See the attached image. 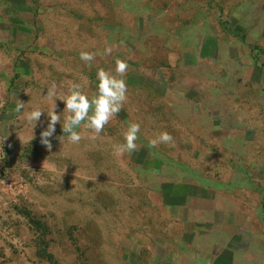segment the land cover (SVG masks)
Masks as SVG:
<instances>
[{
    "label": "rangeland",
    "instance_id": "obj_1",
    "mask_svg": "<svg viewBox=\"0 0 264 264\" xmlns=\"http://www.w3.org/2000/svg\"><path fill=\"white\" fill-rule=\"evenodd\" d=\"M117 59L123 110L79 145L57 124L49 151L47 113L67 114L48 88L91 97ZM0 94V264H264V0H0Z\"/></svg>",
    "mask_w": 264,
    "mask_h": 264
},
{
    "label": "clouds",
    "instance_id": "obj_2",
    "mask_svg": "<svg viewBox=\"0 0 264 264\" xmlns=\"http://www.w3.org/2000/svg\"><path fill=\"white\" fill-rule=\"evenodd\" d=\"M113 52V46H106L100 55L108 56ZM97 53L81 51L80 59L89 67L96 59ZM129 65L125 60L117 59L115 61L114 74L103 68L98 69L96 73L97 92L89 97L84 91L87 83L86 78L81 83L69 82L68 93L61 95L58 93L55 82L47 90V100L55 105L56 100L64 102L63 111L67 114L63 122L61 115L56 111L57 107H53L47 113V127L41 132V144L49 151L52 149L51 138L56 133L57 124L61 125L63 134H67V141L72 145H79L82 139L96 140L100 138V134L105 127L109 125L112 119L117 116L124 108L128 101V86L126 82V74ZM25 107L24 102H18L15 108L17 113ZM45 112L40 107H35L31 111H26L23 119L28 125L36 127L37 123ZM77 128L86 130L85 132L77 131ZM141 126L139 123L132 122L124 132V143L113 146L114 155L118 157L130 154L138 150L136 141L139 139ZM35 136L31 137L33 140ZM60 142H63V135L59 136ZM164 144L175 146L173 136L168 132H161L155 138L149 141V147H158Z\"/></svg>",
    "mask_w": 264,
    "mask_h": 264
},
{
    "label": "crops",
    "instance_id": "obj_3",
    "mask_svg": "<svg viewBox=\"0 0 264 264\" xmlns=\"http://www.w3.org/2000/svg\"><path fill=\"white\" fill-rule=\"evenodd\" d=\"M15 63H16V65H17V66L15 67L16 72H17L16 75H17L18 78H19V79H17V80L19 81V80H21L20 78L24 76V74L22 73V71H21V69H20L19 67H20L21 65H28V66H31V67H32L33 62H31L30 60L24 59V58H20L19 60H16ZM25 76H27V75H25ZM17 80H15V81H17ZM15 83H17V82H14V80H13L9 85L13 86V88H15V87H21V86H17V84H15ZM13 84H14V85H13ZM0 95H1V94H0ZM12 101H13V99H12Z\"/></svg>",
    "mask_w": 264,
    "mask_h": 264
},
{
    "label": "trees",
    "instance_id": "obj_4",
    "mask_svg": "<svg viewBox=\"0 0 264 264\" xmlns=\"http://www.w3.org/2000/svg\"><path fill=\"white\" fill-rule=\"evenodd\" d=\"M104 209H105V211H108V212L111 211L110 207H108L107 204L104 205ZM93 224L96 225L95 223H93ZM46 230H47V229H46ZM46 230H45V231H46ZM46 250H47V249H46ZM48 252H49V251H48ZM48 255L52 257V254H50V253H48Z\"/></svg>",
    "mask_w": 264,
    "mask_h": 264
}]
</instances>
